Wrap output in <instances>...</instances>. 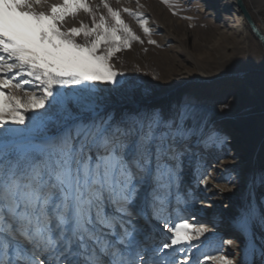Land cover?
<instances>
[{
	"label": "snow or ice",
	"instance_id": "1",
	"mask_svg": "<svg viewBox=\"0 0 264 264\" xmlns=\"http://www.w3.org/2000/svg\"><path fill=\"white\" fill-rule=\"evenodd\" d=\"M81 11L91 24L65 29ZM122 12L150 35L143 13L108 0H0V264H264V167L216 185L240 192L236 235L219 237L215 222H190L203 199L184 175L211 191L205 157L239 159L232 134L192 93L103 94L123 76L117 54L143 43ZM246 62L264 98V53Z\"/></svg>",
	"mask_w": 264,
	"mask_h": 264
},
{
	"label": "rangeland",
	"instance_id": "2",
	"mask_svg": "<svg viewBox=\"0 0 264 264\" xmlns=\"http://www.w3.org/2000/svg\"><path fill=\"white\" fill-rule=\"evenodd\" d=\"M224 1L169 0L166 4L163 0H119V3L108 0L113 8L122 10L127 7L143 13L150 35L143 32L135 17L122 12L125 22L143 43L134 41L130 49L117 54L116 68L123 73L120 84L100 88L104 95L117 101L130 93L150 92L153 98L163 100H174L192 93L216 127L232 134L239 149V159L233 160L231 155L225 156L224 153L205 157V162L211 163V191L204 192L195 187L192 170L185 172L184 181L187 188L192 187L197 197L203 199L202 204L187 207L186 214L197 217L196 221L190 222H205L210 229L215 222L219 237L233 238L236 234L228 221L234 214L240 192L238 189L221 191L216 185L231 188L230 179L241 181L244 174L264 167V98L259 75L252 71L255 65L246 62L251 57L258 64L263 51L249 26L243 24L245 19L241 11L243 21L237 13L223 8ZM49 2L60 3L61 0ZM89 2L91 5L100 4V0ZM244 2L251 9L259 8L261 0ZM100 11L105 10L101 7ZM259 13L264 20V10ZM81 22L91 24V18L82 11L75 18H66L64 27H79ZM78 39L83 42V37ZM149 39L156 43H148ZM205 235L208 240L214 239L211 232ZM155 239L153 236L146 245L147 255L151 258H157L151 252ZM225 251L234 254L232 248ZM192 254L200 255L196 249Z\"/></svg>",
	"mask_w": 264,
	"mask_h": 264
},
{
	"label": "bare ground",
	"instance_id": "3",
	"mask_svg": "<svg viewBox=\"0 0 264 264\" xmlns=\"http://www.w3.org/2000/svg\"><path fill=\"white\" fill-rule=\"evenodd\" d=\"M244 1V0H243ZM245 4V2H244ZM260 6H258L259 8L256 7H252L251 9L247 10L250 13V16L252 18V21L254 22V24L257 26L258 31L260 33V35L262 36V39L264 40V20L261 19V14L259 13V11L264 10V0H261V2L259 3ZM246 6V5H245ZM223 8L228 9L230 12L232 13H237L239 15V19L242 20L241 16H240V9L237 6V2L236 0H225L224 4H223ZM239 9V10H238ZM253 10V11H252ZM242 15V14H241ZM243 16V15H242ZM244 18V17H243ZM257 18L259 19V21L257 22ZM243 21V20H242ZM243 24H247V21L244 20ZM255 36V35H254ZM256 37V36H255ZM256 39L258 40V38L256 37ZM183 187H185L184 189L187 188V182L184 181Z\"/></svg>",
	"mask_w": 264,
	"mask_h": 264
},
{
	"label": "water",
	"instance_id": "4",
	"mask_svg": "<svg viewBox=\"0 0 264 264\" xmlns=\"http://www.w3.org/2000/svg\"><path fill=\"white\" fill-rule=\"evenodd\" d=\"M236 2H237V6L239 7L244 19L248 23V26H249L250 30L258 38L259 44H260V46L262 48V51L264 53V40L262 39V36L260 35L257 26L252 21V18L250 16V13L248 12L245 4H244V1L243 0H236Z\"/></svg>",
	"mask_w": 264,
	"mask_h": 264
}]
</instances>
